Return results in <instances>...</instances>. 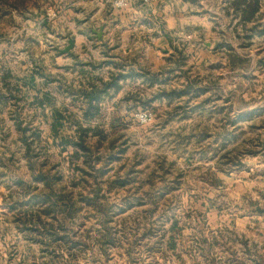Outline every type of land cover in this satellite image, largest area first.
<instances>
[{"label":"rangeland","instance_id":"rangeland-1","mask_svg":"<svg viewBox=\"0 0 264 264\" xmlns=\"http://www.w3.org/2000/svg\"><path fill=\"white\" fill-rule=\"evenodd\" d=\"M178 4L183 37L175 38L172 59L178 71L157 73L152 83L113 85L88 119L81 93L113 67L82 74L70 68L72 58L59 57L74 17L88 31L96 25L89 10L74 11L82 0H0V264H264L258 228L246 232V221L237 229L230 222L231 179L247 174V150L257 149L247 140L258 134L250 124L264 118L235 128L223 110L246 109L264 97V0L248 31L239 17L232 26L223 0ZM107 46L80 48L78 62L91 56L101 64L120 54ZM228 46L244 64L229 61ZM54 109L62 116L57 122ZM84 129L87 155L72 144ZM225 139L227 150L220 148ZM40 174L62 176L53 188L72 192L75 209L63 220L69 229L59 234L77 246L24 231L4 208L20 180L28 194L37 193ZM96 190V206L81 198ZM241 234L254 240L249 247Z\"/></svg>","mask_w":264,"mask_h":264},{"label":"crops","instance_id":"crops-1","mask_svg":"<svg viewBox=\"0 0 264 264\" xmlns=\"http://www.w3.org/2000/svg\"><path fill=\"white\" fill-rule=\"evenodd\" d=\"M232 1L223 0L224 3L230 4V9L228 6L226 10L231 13L232 26L234 19L237 17L238 20L240 18L239 23L242 29L248 31V24L252 23L255 26L259 21L262 5L256 18L243 24L240 13H233ZM82 2L84 5L73 7L74 11L89 10L86 13H89L88 16L96 25L88 31L87 28L80 25V16L74 17L76 23L71 26L70 30L68 29L66 35V45L68 40L72 38L74 47L67 54H60L59 52V57L72 58L74 62L70 68H79L82 74L88 73L86 69L93 70L96 73V71H101L105 65L113 67L111 69L107 67L109 70H107L106 76L103 77L101 74L100 81L93 78L91 79L93 82H88V88H84L83 93H81L84 99L83 112L89 110L86 92L91 93L92 90L98 89L94 93L100 101L95 103L90 110L92 112L94 110L99 111L102 107L101 101L108 93V88L113 87V85L119 88L129 80L150 82L152 76L158 78L157 73L178 71L179 66H174L172 59L177 52L176 49L179 48L175 38L178 37V40H182L183 37V32L179 31L180 28L183 29L181 22L183 12H181L179 4L175 7V3L180 2L181 5H185V3L189 4L191 0H163L151 4H144L142 0H131V6L125 10L114 9L106 0H82ZM233 14H236L235 17ZM71 15L72 13H70V17ZM234 28H236L235 25ZM260 33L264 36V31ZM66 45L58 50L65 48ZM93 46L96 47V50L98 47L99 51L107 46L110 51L117 50L121 52L117 54L118 56H112L110 60L103 61L101 64H97L91 56L89 60L79 63L81 56L76 51L80 48L89 51L88 47ZM113 59H118L119 62H115ZM77 63L81 65L78 67ZM180 63L183 64L184 61ZM95 80L102 82L97 84ZM227 99L232 105L233 99ZM223 110L230 112V126L236 128L241 121L252 122L264 118V97L255 106L246 109L234 110L233 106H228ZM250 127L258 130V134L256 139H248L247 141H252L254 148L257 149L247 150V153L250 154L245 168L247 174L243 175L242 172H239L237 177L231 179V201L236 211L231 214L230 222L237 229V224L242 225L246 221V232L257 227L260 235L264 238V122L250 124ZM253 224L256 226H253ZM242 235L240 237L244 238L246 245L249 247L254 240L245 236V234Z\"/></svg>","mask_w":264,"mask_h":264},{"label":"trees","instance_id":"trees-1","mask_svg":"<svg viewBox=\"0 0 264 264\" xmlns=\"http://www.w3.org/2000/svg\"><path fill=\"white\" fill-rule=\"evenodd\" d=\"M231 5L233 6L234 12H236V14L240 13L241 21H243L242 23L245 24L248 21H252L254 18H256L257 13L260 11L261 0H233ZM217 48L219 47H216V49ZM228 49V59L230 62H240L244 64V59H241L238 55L234 54L233 49L230 48V46H228ZM176 51L178 52L177 49ZM155 81H157V77L152 76V78H150V83ZM190 88L191 86H188L187 90L185 91H189ZM95 90H92L91 93L86 92L85 94L87 95L89 107L88 111L86 110L85 112H83L85 118H88L90 115H92V111L90 110V108H92L95 103H98L100 101L99 97L96 96V94L94 93ZM61 118L62 116L59 114V110L54 109V121L57 122ZM18 128L22 134L24 144L26 145L25 149L29 153L30 151H32V144L27 142V136L25 132L26 128H22L21 124L18 125ZM87 130L88 129H84V131L81 132V134L79 135L78 140L72 143L77 147L78 151L81 150L84 153L90 151V146L86 144V138L88 133ZM52 131L54 135L58 133L57 125H54V127H52ZM225 140L227 142H223L220 148L227 150V143L229 139ZM78 151L74 153L75 156H79ZM85 155H87V153ZM225 157H227V154L221 155V158ZM81 169L85 171L83 168ZM101 171L102 173L104 172V170ZM85 173L87 172L85 171ZM56 180H62V176H48L45 174L38 175L35 181L42 183V188H40L39 186H35L33 189L38 191L34 194H28V188H30V186H28V183L24 182L23 180H20L19 182H17L18 186L20 187V192L17 193L16 197H14L13 194H10L9 197H12L14 199H12V202L4 204V208L7 210V212H11L13 214L17 225L19 227L24 228V231L33 233L34 235L48 234L49 237H52V243H54V241L63 243L62 241L66 240V237L60 236L59 233L61 231H67L69 229L68 226H65L66 224L63 222V220H66L67 218H72V212L75 209V202L73 200L71 191L65 190L62 187L61 190L57 192L55 191V189L53 188V184L56 182ZM95 193V196L82 195L81 198L87 204H92L96 206L95 204H97L98 202L99 190H96ZM103 212L105 211L103 210ZM60 213H65L66 216L61 219L60 217H58ZM174 227L175 226H173L172 228ZM66 243L73 242L71 240H66ZM73 245L77 246L76 243H73ZM170 246L173 247L174 244L171 242Z\"/></svg>","mask_w":264,"mask_h":264},{"label":"built area","instance_id":"built-area-1","mask_svg":"<svg viewBox=\"0 0 264 264\" xmlns=\"http://www.w3.org/2000/svg\"><path fill=\"white\" fill-rule=\"evenodd\" d=\"M106 1L111 2L114 8L118 10H125L131 6V0H106ZM142 1L145 4H149L152 2V0H142Z\"/></svg>","mask_w":264,"mask_h":264},{"label":"water","instance_id":"water-1","mask_svg":"<svg viewBox=\"0 0 264 264\" xmlns=\"http://www.w3.org/2000/svg\"><path fill=\"white\" fill-rule=\"evenodd\" d=\"M100 35V33H99ZM74 47V40L72 38H70L68 40V44L65 46V48L61 49L59 52L60 54H67L69 53Z\"/></svg>","mask_w":264,"mask_h":264}]
</instances>
